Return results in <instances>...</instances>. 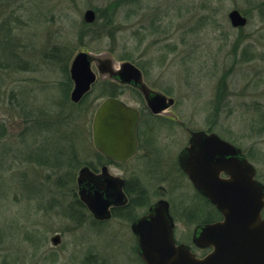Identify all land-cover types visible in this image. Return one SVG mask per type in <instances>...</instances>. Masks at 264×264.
I'll use <instances>...</instances> for the list:
<instances>
[{"label": "rangeland", "instance_id": "374dc122", "mask_svg": "<svg viewBox=\"0 0 264 264\" xmlns=\"http://www.w3.org/2000/svg\"><path fill=\"white\" fill-rule=\"evenodd\" d=\"M233 9L246 27H232ZM79 51L132 62L149 87L176 101L182 124L154 120L123 167L143 190L138 215L164 198L176 239L189 243L205 217L190 212H210L177 166L193 131L242 148L264 180V0H0V264H142L129 224H98L78 204L79 171L97 164L94 112L119 91L98 79L73 104L69 66ZM121 92L143 106L134 89Z\"/></svg>", "mask_w": 264, "mask_h": 264}, {"label": "water", "instance_id": "95a60500", "mask_svg": "<svg viewBox=\"0 0 264 264\" xmlns=\"http://www.w3.org/2000/svg\"><path fill=\"white\" fill-rule=\"evenodd\" d=\"M234 28H243L248 20L239 10L228 14ZM96 20L94 10L84 13V21ZM99 74L109 76L121 84L135 86L144 96L154 114H161L175 103L172 97L150 89L143 81L141 70L130 61L116 63L107 53L92 54L79 51L71 60L69 75L73 83L70 101L78 105L97 81L93 65ZM118 66V67H117ZM137 109L117 98H107L95 110L91 136L94 148L107 159L127 162L136 153V130L139 122ZM179 165L193 187L206 197L221 213L222 220L200 225L195 229L193 244L200 249L213 248L209 254L198 257L185 244L177 245L175 223L170 205L159 200L149 213L132 224L138 239V253L145 264H264V184L255 180V167L242 150L222 139L216 133L191 132L189 145L179 155ZM227 175L222 178L221 175ZM101 187H95L94 174L83 167L78 176L79 197L96 219L111 217L109 208L123 202V181L108 177L103 171ZM60 236L52 238L59 245Z\"/></svg>", "mask_w": 264, "mask_h": 264}, {"label": "flooded vegetation", "instance_id": "af4514ba", "mask_svg": "<svg viewBox=\"0 0 264 264\" xmlns=\"http://www.w3.org/2000/svg\"><path fill=\"white\" fill-rule=\"evenodd\" d=\"M96 13V12H95ZM241 13V11H240ZM242 14V13H241ZM243 16H245L244 14H242ZM247 18V16H245ZM248 20V18H247ZM248 24V23H247ZM247 26V25H246ZM245 26V27H246ZM244 28V27H243ZM242 29V28H241ZM97 66V81L96 83L98 82V79H102L103 81H107V82H110V83H113L117 88H118V93H115L114 95L112 96H108L106 97L105 99L107 98H117V99H120V94L122 93V89L123 88H126V87H130L132 89H134L141 97V101H142V104L143 106H138V105H132L124 100H122L127 106L129 107H132L134 109H137V111L139 112V122H138V125H137V130H136V138H137V149H136V153L135 155L130 159L128 160L127 162H116V161H113V160H110V159H107L106 157H104L99 151H96L97 153V164L95 165H87V167L93 172L94 174V182H95V187H96V190H97V187H101V180L104 178L103 177V171L104 169L107 170V173H108V177H115V178H118L120 180L123 181V186L121 187V192L124 194L125 196V201L123 200V202H121L120 200L117 199V204L116 205H112L109 210H110V213H111V217L109 219H105V220H100V219H96L94 218V216L91 214V212L88 210L87 206L81 201L80 197H79V185H78V178L76 180V183H77V195H78V204L84 208L85 210H87L91 216L93 217V219L95 220L96 223L98 224H104L110 220H120V221H123L125 222L126 224H129V227H130V231L131 233L133 234L134 238H135V241H136V247H134V250L136 251V254L138 255V258L140 259V261L142 262V264H145L143 262V260L141 259V257L139 256V253H138V239L137 237L134 235L133 231H132V224L138 220L139 218L147 215L149 213V210L150 208L155 204L157 203L159 200H165L164 198L162 199H159L157 200L156 202L150 204L146 211L142 214V215H138V211L140 208L142 207H145L146 206V200L144 199V196H143V190L140 189L138 183H135V186L133 185V181L134 180H131V178L129 177H126L124 172L125 170H123V167L127 166V164L131 161H133L139 154V152L143 149V136L146 134V132L148 133V129L150 127V125H152V123H154L156 119H162V120H166V121H173V122H176L178 123L179 125L182 124L181 120L179 119V117L172 111V108L175 106L176 104V101L174 103V105L172 107H170L169 109H167L166 111H164L163 113L161 114H154L150 108L148 107L147 105V102L145 101V98L143 96V94L133 85L131 84H121L119 83L118 81L114 80V79H111L108 75L107 76H103V75H100L99 74V67L101 66L103 69H105L106 67V64L105 63H97V64H94ZM141 70V69H140ZM142 72V75H143V81L145 83V80H144V73L143 71L141 70ZM95 83V84H96ZM95 84L92 86V90H93V87L95 86ZM146 84V83H145ZM147 85V84H146ZM148 86V85H147ZM149 87V86H148ZM150 89L152 90H155L151 87H149ZM92 90L85 96L87 97L91 92ZM157 91V90H155ZM167 95V94H165ZM169 96V95H167ZM84 97V98H85ZM171 97V96H169ZM83 98V99H84ZM103 99L98 105H97V108L100 106V104L105 100ZM175 100V99H174ZM82 102V101H81ZM80 102V103H81ZM148 116V117H147ZM199 131H205L206 133H214L212 131H206V130H199ZM221 137V136H219ZM191 138V132H190V135H189V138H188V142H187V145L184 146L180 152L178 153V156H177V166L179 168V170L185 175V177L188 179L187 175L182 171L180 165H179V155L180 153L189 145V139ZM222 139L228 141L227 139L221 137ZM91 139H92V136H91ZM229 142V141H228ZM93 143V142H92ZM231 143V142H230ZM233 144V143H232ZM235 145V144H234ZM236 146V145H235ZM238 147V146H237ZM240 148V147H239ZM242 153L243 155L248 159L249 162L250 159H249V156L248 154L242 149ZM113 166H116L117 168L120 169V175H114L111 173V170H110V167H113ZM254 166V165H253ZM85 167V166H84ZM255 167V166H254ZM83 168V167H82ZM81 168V169H82ZM80 169V170H81ZM80 172V171H79ZM222 178H227V175L225 174H222L221 175ZM255 180L261 182L264 184V180L262 179V176L260 174V172L255 168ZM189 180V179H188ZM190 182V180H189ZM191 183V182H190ZM192 185V183H191ZM193 187V185H192ZM193 189L195 190L196 192V195L198 197L199 200H201L202 204H204L206 206L207 209H210V212L209 213H201L199 210L195 209L193 210L191 213V217H195L197 218V215L200 217L201 215H205V217H200L202 218L201 221L195 225L194 229H193V232H192V236H191V239H190V242L189 243H183V242H179L177 239H176V224H175V227H174V237H175V240H176V243L177 245L179 244H185V245H188L190 247V250L192 253L196 254L198 257H203L207 254H209L210 252L213 251V248H207V249H200L198 247H196L194 244H193V235H194V232H195V229L200 226V225H205V224H212V223H216V222H219L222 220V215L221 213L216 209V207L214 205H212L210 203V201L204 197L203 195H201L198 191H196V189L193 187ZM167 201V200H166ZM169 202V201H168ZM169 205H170V214H171V203L169 202ZM171 216L173 217L174 215L171 214ZM175 217V216H174ZM173 217V220H174V223H175V218ZM262 217L264 218V209H263V212H262ZM56 235H59L60 236V243L62 241V234L61 233H56L54 236ZM52 236L50 241L52 243V238L54 237ZM59 243V245H60ZM53 245V244H52ZM59 245L57 246H54V247H58Z\"/></svg>", "mask_w": 264, "mask_h": 264}, {"label": "trees", "instance_id": "16d2710c", "mask_svg": "<svg viewBox=\"0 0 264 264\" xmlns=\"http://www.w3.org/2000/svg\"><path fill=\"white\" fill-rule=\"evenodd\" d=\"M87 97H88V96H87ZM87 97H85V98L82 100L81 103H83V102L86 100ZM81 103H80V104H81ZM1 135H4V134L1 132ZM41 151L44 152V150H41ZM38 153H39V154H38ZM52 153H53V152H52ZM52 153H49V152H48L46 155H47L48 157H50V155H51ZM37 155H38V158L41 159V154H40V152H37ZM51 157H52V155H51Z\"/></svg>", "mask_w": 264, "mask_h": 264}]
</instances>
